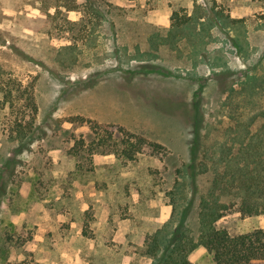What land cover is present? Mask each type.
I'll use <instances>...</instances> for the list:
<instances>
[{
	"label": "rangeland",
	"instance_id": "obj_1",
	"mask_svg": "<svg viewBox=\"0 0 264 264\" xmlns=\"http://www.w3.org/2000/svg\"><path fill=\"white\" fill-rule=\"evenodd\" d=\"M13 85L35 97L26 137ZM196 103L199 169L264 135V0H0V264H168L175 245L215 264L190 249L212 180L188 175ZM127 132L164 148L124 160ZM215 226L264 229V213L230 206Z\"/></svg>",
	"mask_w": 264,
	"mask_h": 264
},
{
	"label": "trees",
	"instance_id": "obj_2",
	"mask_svg": "<svg viewBox=\"0 0 264 264\" xmlns=\"http://www.w3.org/2000/svg\"><path fill=\"white\" fill-rule=\"evenodd\" d=\"M13 87L15 88V95H13L12 89H8L3 93V100L12 110L18 107L19 102H22L18 107V112L15 111L20 118L13 121L11 128L17 136L26 137L32 132L38 110L35 97L28 87H22L21 85L19 87L13 85ZM197 105V103L194 104L195 114H198V116L193 119V140L190 142L192 164L188 166L192 171L188 175L193 187L198 172L202 174L210 172L212 180L206 192L200 194L198 198L200 231L196 243H193L190 249L197 245L202 246L215 264H264V229H254L249 232L231 235L226 229L215 226V223L224 216L230 206H238V211L243 216L264 213V135L259 133L252 135L248 143L241 146L237 154L231 159H226L227 155H225L226 157L220 156L213 163L212 168L206 166L199 169L196 161L202 146L199 133L202 116ZM22 121L25 122L22 123ZM126 135L127 140L124 141L121 152L115 151V154H119L124 160H135L142 153L144 147L150 149L164 148L159 143L149 141L143 136L129 132ZM98 141L99 144H106L103 136ZM99 146L101 145H97L93 151L105 153V149L99 151ZM83 147L84 140H76L70 151L72 154L78 155ZM107 150L111 152L110 149ZM94 152L90 151V154ZM226 195H231L233 200L228 201L229 203L226 202L227 200L223 199ZM193 199H190L189 206L195 202ZM159 246L160 242L157 238L153 239L149 252L156 256L164 249H160ZM182 251L181 246H168L167 263L190 264L185 259L184 253H179Z\"/></svg>",
	"mask_w": 264,
	"mask_h": 264
}]
</instances>
